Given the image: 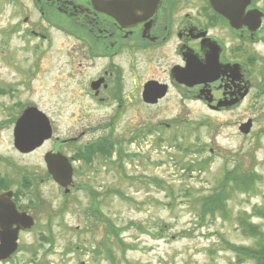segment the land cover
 Wrapping results in <instances>:
<instances>
[{"label": "flooded vegetation", "instance_id": "af4514ba", "mask_svg": "<svg viewBox=\"0 0 264 264\" xmlns=\"http://www.w3.org/2000/svg\"><path fill=\"white\" fill-rule=\"evenodd\" d=\"M225 10L237 18L230 22L208 0H158L152 11L144 5L132 7L130 18L121 24L92 0H0V134L8 135L14 157L0 153V264H101L103 259L112 264L114 251L108 246L119 234L93 204L82 213L84 225L74 229L82 237L59 243L58 230L67 231L70 225L56 226L54 204L56 215H63L71 192L83 190L74 183L79 167L117 161V140L111 135L114 145L106 146L103 154L95 146L100 139L76 146L77 140L53 137L52 121L27 92L32 68L23 71L16 52L38 58L58 35L68 46V67L82 69L76 74L101 63L87 83V96L102 105L114 102L107 128L130 99L144 107L172 101L183 108L184 102H195L209 112L229 114L253 90H264V11L253 0ZM122 57L128 63V88L118 64ZM256 65L262 67L258 72ZM21 74L25 80L18 79ZM30 109L45 117L43 126ZM47 127L51 135L39 144L38 130ZM19 130L25 132L20 144L25 150L15 147ZM56 155L65 158L72 171L67 192L47 168L46 158L51 163L60 159ZM102 225L104 240L95 244L83 238Z\"/></svg>", "mask_w": 264, "mask_h": 264}, {"label": "rangeland", "instance_id": "374dc122", "mask_svg": "<svg viewBox=\"0 0 264 264\" xmlns=\"http://www.w3.org/2000/svg\"><path fill=\"white\" fill-rule=\"evenodd\" d=\"M253 1L264 11V0ZM64 42L55 35L52 48L38 58L23 50L16 52L23 71L32 68L34 73L27 81V92L52 121L53 137L77 140L76 146H83L112 135L123 163L119 167L118 160H111L78 168L74 183L83 190L71 192L69 209L63 215H56L54 204L56 226L60 222L70 225L67 231L58 230L59 243L82 237L74 229L84 225L82 213L94 204L119 230L108 246L114 251L112 264H236L226 244L252 247L257 241L241 231L238 218L264 230V90L259 94L253 90L229 114L209 112L195 102H184L183 108L174 107L172 101L144 107L141 101L130 99L107 128L116 109L114 102L102 105L87 96V83L102 64L76 74L82 69L68 67ZM118 64L128 88L127 59L120 58ZM261 68L256 65L255 71ZM17 77L25 78L23 74ZM254 83L260 84L258 79ZM247 120L252 127L248 135H242L238 128ZM0 153L14 159L4 133L0 134ZM206 160L208 164L201 168L199 163ZM232 160H239L244 169L253 166L259 179L248 194L233 193L226 206L227 218L200 220L198 199L211 193L225 163L231 167ZM38 168L41 172V163ZM91 192L97 194L90 197ZM104 228L83 238H92L96 244L105 239ZM119 241L128 247L125 251ZM101 264L110 263L103 259Z\"/></svg>", "mask_w": 264, "mask_h": 264}, {"label": "trees", "instance_id": "16d2710c", "mask_svg": "<svg viewBox=\"0 0 264 264\" xmlns=\"http://www.w3.org/2000/svg\"><path fill=\"white\" fill-rule=\"evenodd\" d=\"M113 140L111 135L100 139L95 145L104 154L106 146H113ZM104 156V155H103ZM128 157V155H125ZM118 165H122V152L118 155ZM209 160L200 162L199 165H207ZM233 165L229 167L227 162L224 165L221 177L215 188L209 195L202 196L198 199V214L200 220L205 217L212 219L227 218V202L233 196V193L239 192L248 194L253 190V187L257 181V176L254 173L253 166L250 169H244L239 160H232ZM238 227L241 231L248 236L256 237L257 241L252 247L234 246L226 244V248L229 249L235 255L236 264H264V230L256 229V226L250 224L244 217H239L237 220ZM120 247L125 251L128 247L122 245L119 241Z\"/></svg>", "mask_w": 264, "mask_h": 264}, {"label": "water", "instance_id": "95a60500", "mask_svg": "<svg viewBox=\"0 0 264 264\" xmlns=\"http://www.w3.org/2000/svg\"><path fill=\"white\" fill-rule=\"evenodd\" d=\"M96 6L100 9V11L104 12L105 14L113 17L119 23L123 24L128 21L130 18V9L136 5H144L145 8L149 7L151 11L154 7H156L158 0H92ZM210 6L222 17L227 18L230 22H233L232 18H237L236 16H232L233 14L225 10L226 6H233L235 4H243V7L248 6L250 4V0H208ZM147 15H150L151 12H147ZM149 102L148 100H145ZM34 109H30L31 111ZM38 114L39 118V125L43 126L44 122L46 121L45 117L41 113ZM252 127L251 120H247L245 123L241 124L238 128V131L242 135H248ZM39 136V144L44 140L50 137L51 132L50 128L47 127L45 129H39L38 134ZM16 148L18 150H25L27 146H20L22 138L25 136L24 131H17L16 132ZM36 147V146H31ZM55 158H60L59 160H55L54 162H49L46 158L47 168L49 174L54 178L55 182L60 185L61 187L67 188L72 180H71V168L66 161L65 158L61 157L60 155H56ZM66 165H65V164ZM68 190H66L67 192Z\"/></svg>", "mask_w": 264, "mask_h": 264}]
</instances>
